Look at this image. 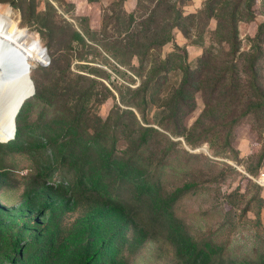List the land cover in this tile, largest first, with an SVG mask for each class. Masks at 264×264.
Wrapping results in <instances>:
<instances>
[{
  "label": "rangeland",
  "instance_id": "obj_1",
  "mask_svg": "<svg viewBox=\"0 0 264 264\" xmlns=\"http://www.w3.org/2000/svg\"><path fill=\"white\" fill-rule=\"evenodd\" d=\"M156 1L0 0L15 24L0 73L21 66L8 42L34 33L20 57L47 90L0 137V264H264V4L187 0L147 51ZM121 110L174 141L163 168L159 147L143 166L119 133L97 140Z\"/></svg>",
  "mask_w": 264,
  "mask_h": 264
},
{
  "label": "trees",
  "instance_id": "obj_2",
  "mask_svg": "<svg viewBox=\"0 0 264 264\" xmlns=\"http://www.w3.org/2000/svg\"><path fill=\"white\" fill-rule=\"evenodd\" d=\"M186 1L187 0H157L155 2V4L150 10L147 24H144V26L141 29V32L151 33L150 34L151 37L148 40L150 45H148L147 47L145 46V50L148 51L150 49L155 48L158 45L160 46V45L166 44L167 42L173 39L172 28L179 27L180 22L184 17L182 6ZM151 23H152V26L150 25ZM76 35L78 39L82 40V37L80 36V34L77 33ZM136 54L139 55L140 53L138 52ZM46 56H47V49H45L43 62L47 59ZM64 83L65 84L58 85V87L56 88L58 89L57 92H59L62 96L66 94L70 95L71 87L68 85V83H66V81ZM81 88L82 86L80 87L74 86L73 89L74 91L78 90L77 93L79 91L84 92L80 90ZM31 91H32V86L30 84L28 91H27V94L28 92L29 94L28 95L26 94L28 98L31 94ZM46 93H47L46 87L37 86V88H35L34 86V94H36L41 100L45 99ZM21 104L18 107L17 112L14 115L18 113L19 109L21 108ZM133 105H136V104L132 102V106ZM75 106H78L79 109L81 110L83 106V101H81L80 99L79 100L77 99ZM70 107L71 106H69L66 109L69 110ZM126 112H128L131 115V118L133 120V123H132L133 125L131 127L124 125L125 124L124 116ZM177 112L178 110L175 109L173 114L177 115ZM80 116H81V111H78L76 114H74V118L77 119V121H81ZM17 123L18 121L16 118V126H17ZM14 125H15V121H13V125L10 130V138L13 133ZM94 131H95L94 132L95 135H98L97 140L100 142H103V141L107 142L109 141L108 138L112 135V133L113 134L119 133L118 138L113 136V144L117 145V142L125 141V146H123V148L120 149L123 154L121 158L124 161L133 162L134 164L141 163L143 164V166L150 165L152 163L150 161H153L155 159V158H152V156L154 155L157 148L159 147V151L161 155L159 156L160 158H157L155 162V165L156 167H158V169H161L166 165V163L163 160L164 158L166 159V156L168 155L170 151L173 150L174 145H175L174 141L171 140L169 137L164 136L161 131H158L155 128L150 127V126H143L136 119L135 114L130 110L129 111L121 110L120 114L116 117V119L115 118L111 119V114H110L103 121V123L101 122L100 128L98 127V125L94 127ZM16 134H17V128H16L15 137H16ZM158 136L159 137L163 136L164 138L163 146H162V141L158 138ZM164 146L166 147V149L162 151ZM146 153L148 155H146Z\"/></svg>",
  "mask_w": 264,
  "mask_h": 264
},
{
  "label": "bare ground",
  "instance_id": "obj_3",
  "mask_svg": "<svg viewBox=\"0 0 264 264\" xmlns=\"http://www.w3.org/2000/svg\"><path fill=\"white\" fill-rule=\"evenodd\" d=\"M10 13L11 10L8 5H0V47L5 46V39L15 25L14 21L9 17ZM34 37V33L26 31L17 37L16 40L8 42L9 46L16 49L21 66L16 72L0 73V137H3L7 133L11 117L15 114L21 100L29 94L28 92L25 96L29 88L26 71L33 64L21 58L20 53L29 46L30 41ZM43 54L44 50L41 59L43 58ZM33 93L34 91L31 92L30 96Z\"/></svg>",
  "mask_w": 264,
  "mask_h": 264
},
{
  "label": "built area",
  "instance_id": "obj_4",
  "mask_svg": "<svg viewBox=\"0 0 264 264\" xmlns=\"http://www.w3.org/2000/svg\"><path fill=\"white\" fill-rule=\"evenodd\" d=\"M263 4H264V0H262Z\"/></svg>",
  "mask_w": 264,
  "mask_h": 264
}]
</instances>
